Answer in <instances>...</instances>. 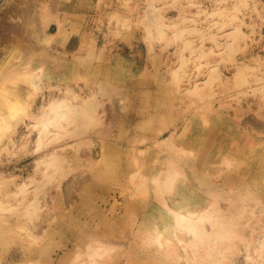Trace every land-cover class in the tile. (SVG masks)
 Returning <instances> with one entry per match:
<instances>
[{"label":"rangeland","instance_id":"374dc122","mask_svg":"<svg viewBox=\"0 0 264 264\" xmlns=\"http://www.w3.org/2000/svg\"><path fill=\"white\" fill-rule=\"evenodd\" d=\"M27 4L45 70L0 57V258L37 226L40 264H264V0ZM182 204L192 232L148 234Z\"/></svg>","mask_w":264,"mask_h":264},{"label":"bare ground","instance_id":"6f19581e","mask_svg":"<svg viewBox=\"0 0 264 264\" xmlns=\"http://www.w3.org/2000/svg\"><path fill=\"white\" fill-rule=\"evenodd\" d=\"M27 1L28 0H16V2H15L13 0H7L5 7L3 8L2 11H0V15H4L3 18L0 17V42L5 43V44L0 43V55L2 54V56H0V57H2L4 59V61L7 63L4 71L6 70L5 78H8V79H15L19 76H23V77L30 79L33 77H37L41 71H42V76H43L44 70H45V69H43L44 68L43 66L42 67H35V68H31L29 66L31 51L34 50L36 47V43L34 41L36 30H35V26H34V23H35L34 19L31 20V18H30L31 6H29L27 4ZM33 7H35V6H33ZM6 9L8 11H15V13L12 12L13 14H11L10 16H6V12H4V10H6ZM56 29L58 32H60V23H57ZM46 42H47V40L41 39V43L38 45V48L40 50H42L43 52L48 51L47 49H49ZM6 48H9V49L6 50ZM65 51H66L65 53H68L69 48L67 47L65 49ZM52 53H53V51H52ZM20 56L23 57V60H21V61L19 60ZM45 63H48V62H45ZM50 69H52V68H50ZM3 86H4L3 80H0V90L3 88ZM57 104L58 103L55 102L51 105H52V107H53V105L55 107V105H57ZM54 109L52 108V111H50V112H52L51 114H53L52 117L55 119V122H56V120H60V119L64 118V116L62 114L57 113L56 110H54ZM5 125H6L5 118H0V130H4L6 128ZM3 136H5V135H3ZM0 138H1V135H0ZM8 139H9V136H8ZM34 158H35V166L34 167L36 170L38 168L40 158L38 155H36ZM55 159H57V157ZM0 171L2 172L3 170H0ZM1 172H0V174H2ZM18 176L19 175H14V174L11 175L12 178L14 177V178L21 179V177L20 176L18 177ZM33 179H34L33 180V185H34L33 188L34 189H33V197L30 201L31 202L30 205H32L34 207V213L36 214L39 211V209H41V207L39 206L38 195H37V192L39 191V189H38L39 187H37V185H39L38 184L39 182L37 180L38 179L37 177H35ZM15 188H16L15 193L24 194L25 189H26V183L24 182V180H21L19 182H15ZM211 189L212 188H207L206 190L208 192ZM23 200H24L23 197L17 199V202H18L17 204H20V206H18L20 212H24V210H25V208L23 207L24 205L22 204ZM173 204H175V203H173ZM11 207H13V206H11ZM4 208L5 207L0 204V209H4ZM178 208L182 212H185V213H183V214L182 213H175V212L171 213L172 212L171 209L167 207L165 210L168 213H167V215L165 214L166 218H165V221L163 222L162 227H158L157 225L154 224L152 227H150L148 234L152 235L153 238H156L157 235L160 234L161 232H169L171 230V226H172L171 221H170L171 217H174L173 219L176 221V224L180 225L182 228H184L185 231L192 232V230H193L192 227H190L188 225L182 226V224L188 223L189 218L191 216V213H186L187 205L182 204V205H180V207L178 205ZM5 209L7 210V208H5ZM2 215H4V214H2L0 212V217H3ZM37 217L35 216V218H37ZM4 227H6V226L4 225ZM2 229H4V228H1V230ZM6 230H7V228H6ZM6 233L9 234L8 232H6ZM40 234H41L40 230L38 229L37 226L35 228H33V232L31 235V239H32L31 243L29 245H22L21 248H19L21 253L16 254L14 257H10L7 260H3L0 258L2 260L0 264H40V253H41V250H40ZM16 237L17 236H15V238ZM107 242L105 241L106 244H107ZM109 243L110 242H108L107 245H109ZM17 250H18V248H17ZM27 252H30L31 257L27 258L25 256V254Z\"/></svg>","mask_w":264,"mask_h":264}]
</instances>
